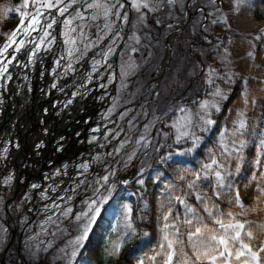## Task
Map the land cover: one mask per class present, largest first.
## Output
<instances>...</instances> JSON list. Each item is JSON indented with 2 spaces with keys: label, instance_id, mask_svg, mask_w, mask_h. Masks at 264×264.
<instances>
[{
  "label": "rangeland",
  "instance_id": "obj_1",
  "mask_svg": "<svg viewBox=\"0 0 264 264\" xmlns=\"http://www.w3.org/2000/svg\"><path fill=\"white\" fill-rule=\"evenodd\" d=\"M188 1H191L189 3V6ZM251 1L252 0H178L176 4L168 5L165 0L164 3L159 4L156 10L142 8L140 11L143 12V18H146V12L144 11H147L149 13L148 19L151 20V23L153 25L161 28L162 37L158 39V43H155L157 41L151 39L150 45L152 47H150L151 49H149L151 50V53L150 55H146L145 58L143 57L139 64L137 63V65H134L133 60L127 58L123 66L122 74L124 80L126 79L128 80V82L131 80L130 77H132L137 72L136 70L140 69V67L141 70L145 68H149L150 70V76L148 74L149 78L147 77L148 82L145 83L146 85H148L149 88L145 93V96L142 98L141 103L136 107L137 112L134 113V115H130L131 109H128L126 111L125 117H127L128 120L127 124H131V126L128 127V136L126 137L124 144L129 143V139L132 134H136L137 138V132L144 125V123H142V119L145 118L147 114V111H145V109H147V107H149L152 103V88L156 83L153 79L155 77L157 78L158 73L162 72V65L166 57L167 45L169 42L170 35H172L175 29L182 27V24H185V28H183L179 35H177L176 39L179 38L178 42L175 41L176 39L174 40V38H170V43L173 51V62L171 63V68L169 69L168 67L166 70H164L163 74L172 73L171 85L169 83L168 87L170 85L171 91H173L174 96L181 95L185 97L186 100L183 101L178 99L176 101L174 105L175 110L167 121L164 122V116L158 119L155 128L162 121L161 125L164 126V130L159 135L161 137H159L158 140H156V142L154 143V145L152 144V146L155 147L156 144L160 141L165 142L168 139L169 140L167 142L168 144L166 145V152H164L159 158L160 164L154 168V171L151 174L154 183L162 179L160 185L161 190L165 192V196H162L161 204L166 207L170 205V202L174 201V206L180 205L177 214L180 215L182 213V215H185V218L183 219L184 231L181 230V227L178 221L176 220L174 213H172V208L168 209L166 213L164 211V213L160 217L162 220V225L160 228V243L156 247V249L149 256L146 257V259H142L143 264H161L163 259V253L160 248V245L164 242L163 237L165 234V223L175 225L176 228H179V235L183 242V237L185 235H188V233L191 232L194 227L199 226V224H195V217H190L189 214H186L184 205L180 204L176 200L177 196L182 195L176 193L175 186L178 185L182 187L183 184L188 185L192 180H194L195 173L199 171L204 164L210 163V154L212 152H217L216 158L218 160H222V157H220L218 154L220 142L222 140L229 142V147L231 148L232 145L230 142L232 139H234V137L231 136V133L234 128H236L238 119L243 118L246 121L245 114L247 111V105L238 111L237 117L234 118L233 121L234 126L227 127L225 124H223L218 136L216 138H211L210 143L214 144L213 147L206 150L205 154L201 156L197 154L196 149L202 144V142L207 137L211 135L212 130L218 123L217 116L222 111L223 103L230 92V86L234 83V78H236L237 76L236 61L238 56H236V51L238 50V48L243 47L246 48L247 52L251 54V52H253L255 48V40L258 38L259 33L264 32L263 22L262 26L260 28H257V30L241 33L240 35H242V37L236 38V30L232 29L230 26V20L234 19L236 14L242 9V7L248 5ZM65 2H67V0H65ZM100 2L104 3L107 7H109V15L111 16V8L113 5L112 1L100 0ZM117 2L118 0H116V2L114 3L115 7L117 6ZM28 3V8L24 7V0H21V2L18 3L17 9H19V11H15V9L13 11L14 13L10 12V15L15 16L14 18L10 19L11 22L14 23L19 15L20 19L26 10L35 9L31 6L32 0H28ZM157 3L158 0H150V6L155 5ZM37 6L41 7L42 5ZM85 6L86 5L83 6V11H80V6L78 4L73 5V7L69 9V12L72 13V15H75V10L78 9L83 14L84 19H75L72 21L70 26H66L64 24V31H68L69 27L75 28L78 31L80 30L82 39L86 43V45H92L96 40L103 36L104 30L109 28V15L105 17L103 15V9L93 11L88 10ZM187 7H189L190 12H198L195 16L192 17V19L189 18V12L187 10ZM119 9L120 7L118 6L116 13H119ZM41 11H44V9H42ZM91 14L95 16V19H93L92 16L90 22L86 24L87 22H84L85 18ZM55 15L58 23L53 25L52 29H49V31L53 32L54 36L55 32L58 31L57 26L59 25L61 17L58 13ZM65 16H67L68 18L69 14L65 13ZM65 16L62 17L61 21L65 20ZM115 16L116 19H113V27L117 26V15L115 14ZM51 18L52 16L48 15V20H51ZM138 19L139 13L137 12L136 17L133 18L132 24L133 42L138 38ZM162 19H165V21L168 22L164 26H162V24L160 23V20ZM214 20L216 21V23H213ZM124 26L125 23L122 25L121 29L117 30V32L113 36L114 39L118 40V43L122 39ZM6 33L4 34V36L6 35ZM31 35H34V37L36 38V36H39V33L32 32ZM117 46L114 47L112 53H114ZM133 53L134 52H131V57ZM97 55L98 57L95 59V61L105 56V47H103L97 53ZM212 70H214V72ZM210 78L215 79L214 84L209 83ZM145 84L143 86H145ZM143 86L141 84L136 85V87H134V91L132 92V97L130 100L139 97L138 95H140ZM217 87L222 90L224 98L213 97L212 93L216 90ZM141 96H143V94H141L140 97ZM203 100H215V102H217L220 108V111H213L211 118L216 121L215 125L212 126L211 130L208 132H198V134L202 135L203 137L202 142L195 150H193L191 153H188L185 152V149L191 148L192 144L190 142L177 144L175 142L177 133L171 125L175 120L185 115V113L179 111L181 107L190 109L192 113H195L199 109V104L193 102H199ZM123 104H125V102ZM241 114H243V117H241ZM153 120L154 119H151V121ZM159 129L160 127H158L157 130L159 131ZM221 132H225L226 135L224 137H221ZM165 134H167V137H165ZM141 141L142 138H140L139 144L141 143ZM139 144H137V146ZM147 146L148 144L146 145V147ZM154 147L151 148L150 152L153 150ZM236 147H239L238 142L236 144ZM121 149L122 147L118 149L116 155L113 157L112 160L109 161L106 169L102 171L103 175H109L108 185H104L102 187L97 186L100 187L99 192L89 190L88 194L86 195L88 199L79 203L76 202L77 196L79 194L74 195L72 193L67 192L65 195V193L60 187L53 193L55 189L54 187H51L44 191L42 202H39L34 207L32 206L33 204H28L26 208V206L21 203L22 196L20 194V189L14 187L13 177H10L11 174H7L9 176L8 178L5 175H0V209H7L6 212L5 210H3L4 212L0 210V253L6 248L9 238L11 239V251H14L17 247H20L23 250V257L20 255L19 260L18 258H15L16 261L13 260L14 256H11L8 253L5 258V264H7V257H9V264H25L24 262H26L27 260L26 256L28 258H39L44 255L46 256L45 264H71L76 258H70V253L72 251L71 241H73L80 234V224L83 223V221L77 222L74 219V216L77 213L87 211L86 203L87 201H89L90 198L95 199L97 196H99L101 199L105 196H108L110 198L114 194L115 187L118 183H114V187L109 188V185H112L114 179L112 173L109 172V170L117 166H126V163L122 162L123 160H127L128 162L131 161V155H128V153L123 154L124 152L122 153ZM127 152L130 151L127 150ZM150 152L147 154V156H149ZM131 153L132 152H130V154ZM169 153H171V158L165 159L169 156ZM233 155H235V153H233ZM147 156L145 158H147ZM192 156H194V162H190L188 160ZM174 158L180 159L182 165L175 166L173 174H167L163 168L166 166L167 162H171ZM226 162L227 161H223L225 167ZM139 163L140 162H138L136 167L135 165L133 166L132 164H129V168L128 166H126L120 171L121 173H126L127 169L129 171L128 173H126V178L124 177V179L119 182L120 184H122L124 181L131 180V178L134 179L132 184L134 186L129 188L130 191L129 193H127L128 197L134 195V199L139 198L140 191L136 192L133 189L136 188L138 190L140 188H144V183L148 176V174L146 175V172L144 173L147 167L143 168V165L141 166L143 162L140 165ZM180 167L181 170L179 171ZM181 177H184V179H181ZM141 179L144 181L142 185L137 183V181ZM102 183L103 182H101V184ZM204 183H208V181L201 179L197 182L198 186H202ZM75 184L76 182H73V185L76 188L82 186V184ZM215 187L216 186L213 180L211 188L204 189L203 195L206 196L205 202L202 203L204 207L206 205L208 207L212 206L213 199H215V197L218 195L217 192L214 191ZM195 193H197V191H195ZM51 194H53L52 197H50ZM83 203H85L86 205L84 206ZM186 203L190 205L187 200ZM125 204L130 205L132 208V212L129 216V219L133 223L134 227L133 204L131 202H125L124 205ZM55 205H59V207L57 208L55 207ZM67 208H71L72 213H74V215L72 217L70 215L67 218H64L65 216L63 215V211ZM26 209L28 211H26ZM50 216L53 218L55 223L48 219V217ZM164 216H168L169 219L165 221ZM219 216L220 215H215L210 217L211 222L206 225L208 226V229L214 230V232L222 231L219 225L215 223V220ZM8 218L10 219V222ZM186 218L193 219L192 227H189L187 224L184 223ZM116 227H118V225H116L115 221L113 228ZM11 229L15 230L14 235L13 233L11 234ZM167 231L170 235L174 233V229L171 227ZM122 234L123 230L117 237H115L113 241H115ZM57 235H60L61 238H63L62 240H60V242H58ZM79 251L77 252V255ZM184 251L188 252L189 255H191L192 249L190 247L188 250L186 247H184ZM157 253H161V255H157ZM152 257H155V262H153V260L151 259ZM10 258H12L13 261L10 260ZM116 258L117 256L112 257L108 255L106 257V260H104L100 264H113ZM243 259L244 257H241V261ZM140 261L141 260L138 261V264H140ZM241 261H236L232 259L229 261V264H241ZM204 264H207V261H205ZM249 264H255V262L250 260Z\"/></svg>",
  "mask_w": 264,
  "mask_h": 264
},
{
  "label": "trees",
  "instance_id": "obj_2",
  "mask_svg": "<svg viewBox=\"0 0 264 264\" xmlns=\"http://www.w3.org/2000/svg\"><path fill=\"white\" fill-rule=\"evenodd\" d=\"M20 2L21 0H0V41L13 23L10 19L15 16L10 15V12L14 13L13 11L17 9V5ZM144 12H146V18L142 17V12H138V38L135 43L132 42L127 47L122 60L123 66L127 58L132 59L134 65L139 64L143 57L145 58L146 55L151 53V50H149L152 47L150 45L151 39L158 43V39L162 37L161 29L149 23L151 21L148 19L149 13L147 11ZM230 21L231 28L236 30V38L242 37L241 33L257 30L264 22V0H252L248 5L243 6L235 18ZM160 23L164 26L168 22L162 19ZM133 48L136 51L131 57ZM236 56H238L236 61L237 76L234 78V83L230 86V92L223 103L222 111L217 116L218 123L212 130L211 135L196 149V152L201 156L205 154L206 150L213 147L214 144L210 143L211 138L218 136L223 124L227 127L234 126L233 121L237 117L238 111L247 105L245 114L246 129L242 137L245 141L244 147L241 149L242 158L227 160L226 167L232 175L226 183H230L232 187L218 190L219 194L213 199L212 204V206L215 205L213 209L215 214L213 216L220 215L222 212L224 214L222 218L227 221L229 219L227 214L232 213L240 222L247 221L251 227H247L246 231H251L253 237L246 238L244 242L248 243L253 251L258 252L260 264H264V251H260L261 248H264V191H262L264 190V150L260 146V141L264 140V32L259 33L258 38L255 40V48L251 54L247 52L246 48L241 47L236 51ZM136 71L130 84L132 82L133 85L146 83L149 78V68L141 70L140 67ZM173 94L172 91L171 96ZM166 145H156L154 151L150 152L149 156L143 161L142 167H147L144 173L146 172L148 176L145 180L144 188L137 190L134 187L135 189H133L136 192L140 191L138 199H134V195L127 196L130 191L129 188L134 186L132 185L133 178L128 180L127 184L123 183L121 187H119L120 185L117 187L108 203L104 206L102 216L98 218L97 224L93 226V230L85 242V248L81 249L75 261L71 264H100L106 260L108 256L106 249L110 247L115 237L123 230V206L125 202L133 204V221L136 233L131 240L133 245L122 264H138L139 260L146 259L156 249L160 243V228L162 225L160 217L164 211L166 213L168 209L172 208V213H174L181 230L184 231L183 219L185 215H182V213L180 215L177 214L180 205L174 206V201H172L169 206L164 207L161 204L162 196H165V192L161 190L160 185L162 179L154 183L151 177L154 168L160 164V156L166 152ZM233 156L235 157V155ZM188 160L194 162V156ZM258 160L260 163H257ZM181 165V160L174 158L171 162H167L163 169L167 174H173L175 166ZM237 167L239 171H237ZM210 188L211 186L208 183H204L202 186H198L195 191L203 194L204 189ZM175 189L177 194L186 197L188 203L197 209L201 220L199 226L207 225L211 222L210 216L204 211V205L197 201L195 197L197 193L195 191L188 189L186 184H183L182 187L176 185ZM190 192L191 194L185 196L186 193ZM237 193L239 204L235 202ZM240 205H243L246 215H238L242 211ZM115 221L118 227H116L117 231L114 232L112 229ZM187 236L185 235L183 238L184 245L189 250L190 245ZM10 255L14 256L13 260L16 261L17 252H10ZM45 257V255L39 258H28L26 256L27 264H45ZM117 259L114 260L113 264H117ZM7 264H9V257H7Z\"/></svg>",
  "mask_w": 264,
  "mask_h": 264
},
{
  "label": "snow or ice",
  "instance_id": "obj_3",
  "mask_svg": "<svg viewBox=\"0 0 264 264\" xmlns=\"http://www.w3.org/2000/svg\"><path fill=\"white\" fill-rule=\"evenodd\" d=\"M164 2L165 0H158L157 4L150 6V0H131V6L137 12H140L142 8L156 10L159 4ZM177 2L178 0H166L168 5H174ZM82 3L85 4L86 8L89 10L103 9V15L105 17H107L110 13L109 7H107L104 3H101L100 0H67V2H65V0H32L31 6L36 9L35 12L24 13L21 18V27L17 31H13L11 37H9V44L7 47H11V45L15 43L16 47L13 49V51L15 53H20L23 51L24 55L28 56L29 62H32V60L38 56V53L45 42L50 45L55 41V36L51 31H49V29H52L53 25L57 24L58 21L56 15L51 13V10L55 9L56 13H58L61 17L65 16V13H68L69 17L66 18L63 23L66 26H70L74 19H83L84 17L78 9L75 10V15H72V13L69 12V9L72 8L73 5ZM37 5H42L44 11H41L40 7ZM24 7H29L28 0H24ZM112 7H115V5H112ZM119 7L123 8L124 4L120 3ZM15 11H19V9H16ZM48 15L52 16L51 20H48ZM116 15L117 18L127 21L126 13L123 17H120L119 13H116ZM25 17L28 20L27 25H24ZM93 19H95V16H93ZM213 23H216V21L214 20ZM75 31V28L69 27L68 31L64 33L66 37V44L74 45L76 43L75 39H72L70 36V33ZM32 32L39 33L38 41H25L24 39H20L18 43H16L14 38L18 34L22 33L25 36H30ZM49 37H51V39H49ZM29 44H35V47L29 48ZM7 47L3 50H0V56L4 55V52L7 51ZM44 50L47 51L49 49L45 48ZM72 51L73 50L70 49L69 55L72 54ZM108 51L111 53L112 49L109 48ZM135 51L136 49L133 48L132 52ZM61 59H63V57ZM13 60H17L15 55H13L11 59L6 58L5 60H0V79H10V76L6 75V73H8L9 65L12 64ZM17 63H19L18 60ZM57 63L59 64V60ZM68 67L71 69V64H69ZM212 71L214 72V70ZM209 83L214 84L215 79L210 78ZM212 95L214 98H224L222 90H220L218 87L212 93ZM68 103H71V101ZM193 103L199 104L198 111L192 113L190 109L181 107L179 111L185 113V115L175 120L171 125L177 133L175 139L177 144H182L184 142H190L192 144L191 148L185 149V152L188 153H191L193 150H195L202 142L203 137L202 135L198 134V132H208L211 130L212 126L215 125L216 121L211 118L213 111H220V108L215 100H203L199 102L194 101ZM241 117H243V114H241ZM245 129V120L243 118H239L236 128H234L231 133V136L234 137V139H232L230 142L232 147H229V142L222 140L218 148V154L220 157H222V160H218L216 158L217 152H212L210 154V163L204 164L202 168L195 173V179L188 184V189L192 191L197 190V182L201 179L208 181L209 186H212L214 180L216 186L214 191H216L217 194H219L218 190L220 189H230L232 187L230 183H226L232 173H230L227 167L224 166L223 161L231 160L233 158H242L241 149L245 144V141L242 139V137L244 135ZM93 131H96V129H93ZM220 135L221 137H224L226 133L221 132ZM165 137H167V134H165ZM237 142L239 143V147H236ZM260 146L262 150H264V140L260 141ZM233 153H235V157L233 156ZM169 158H171V153H169V156L165 159ZM257 163H260V161L258 160ZM80 167L86 171L88 165L82 164ZM237 171H239L238 167ZM112 175H114V173H112ZM181 179H184V177H181ZM101 181L103 182L102 184ZM108 182L109 175H104L96 183L102 187L104 185H108ZM123 183L127 184L128 181H124ZM137 183L142 185L144 181L141 179L138 180ZM33 187L35 188L37 185H33ZM100 187H95L93 191L99 192ZM112 187H114V185H109V188ZM189 194H191V192L186 193L185 196ZM108 199V196H105L102 199L99 196H97L95 199L90 198L89 201H87V211L75 214L74 219L77 222L83 221V223L80 224V234L73 241H71L72 251L70 253V258H75L77 256V252L80 249L85 248V242L88 240L89 234L93 230V226L97 224L98 218L102 216L104 205L108 203ZM196 199L197 201L204 203L206 196L203 194H197ZM176 200L180 204L184 205L186 214H189L190 217H195L196 224H201L197 209L188 205L184 196H177ZM235 202L239 204L238 193ZM55 207L58 208L59 205H55ZM123 207V234L113 241L110 247L106 249L107 255L112 257L119 256L123 250V247L131 242L136 233V228L133 227V223L129 219L132 208L128 204H125ZM240 207L242 211L238 215H246V212L243 210V205H240ZM214 208L215 205L212 207H208L206 205L204 211H206L211 217L215 214L213 211ZM253 211H255V209H253ZM63 215L65 218L72 215V209H65L63 211ZM223 215L224 214L221 212L220 216L215 220V223L218 224L222 230L221 232H214V230L208 229L206 225H203L194 227V229L188 233L187 238L192 249V255H189L188 252L184 251L185 245L183 240L180 238L179 228H176L175 225L165 223V234L163 237L164 242L160 245L163 253L161 264H204L205 261H207V264H229V261L232 259L241 261V257H244V259L241 261V264H249L250 260L254 261L255 264H260L258 252L253 251L249 247V244L244 242L246 238L253 237V233L251 231H246V228L251 227V225H248L247 221L243 223L240 222V220L234 217L232 213L227 214L229 219L225 221L222 218ZM48 219L55 223L51 216L48 217ZM168 219V216H164L165 221ZM184 223L189 227H192L193 219L186 218ZM170 227L174 229V233L171 235L167 231ZM112 231L115 232L117 229L113 228ZM260 251H264V248H261ZM157 255H161V253H157ZM151 259L153 262H155V257H152ZM140 264H143V260L140 261Z\"/></svg>",
  "mask_w": 264,
  "mask_h": 264
},
{
  "label": "flooded vegetation",
  "instance_id": "obj_4",
  "mask_svg": "<svg viewBox=\"0 0 264 264\" xmlns=\"http://www.w3.org/2000/svg\"><path fill=\"white\" fill-rule=\"evenodd\" d=\"M41 98V97H36L33 102L31 103H24V106L23 108L21 109V112H23V114H21V118L25 120V123H24V127L23 125L20 123L19 119H18V123L16 124V128H15V131H18V133H20L21 135H23V137H26L28 132L31 131V124H32V120L34 118H38L39 120V117H38V112H39V107H38V104H37V100ZM13 104L16 105V107H14V116L17 115V108H18V105L14 102ZM11 104V105H13ZM25 108V109H24ZM41 113H39L40 115ZM15 118V117H14ZM61 122V121H60ZM70 125V124H69ZM27 131V132H26Z\"/></svg>",
  "mask_w": 264,
  "mask_h": 264
},
{
  "label": "water",
  "instance_id": "obj_5",
  "mask_svg": "<svg viewBox=\"0 0 264 264\" xmlns=\"http://www.w3.org/2000/svg\"><path fill=\"white\" fill-rule=\"evenodd\" d=\"M184 27V26H183ZM179 31V30H178ZM170 57H171V46H170V44L168 45V55H167V59H166V61H165V63H164V68H166L167 66H168V64H169V60H170ZM14 229H12V233H13V235H14ZM10 246H11V240H10V242L8 243V245H7V247H6V249L0 254V261H1V264H5V256H6V254H7V252L9 251V249H10ZM129 248V247H128ZM127 248V249H128ZM126 255V251L123 253V255H122V259H123V257Z\"/></svg>",
  "mask_w": 264,
  "mask_h": 264
},
{
  "label": "bare ground",
  "instance_id": "obj_6",
  "mask_svg": "<svg viewBox=\"0 0 264 264\" xmlns=\"http://www.w3.org/2000/svg\"><path fill=\"white\" fill-rule=\"evenodd\" d=\"M34 97H40L39 95H37V96H34ZM39 99H41V98H39ZM14 103V101L11 103V104H13ZM18 105V108H17V115L16 116H14V117H19V121H20V123L23 125V127H24V123H25V120L24 119H22L21 118V114H23V112H21V109L23 108L22 107V105H20V104H17ZM25 109V108H24ZM51 120H52V118H48V122H51ZM60 122V121H59Z\"/></svg>",
  "mask_w": 264,
  "mask_h": 264
}]
</instances>
